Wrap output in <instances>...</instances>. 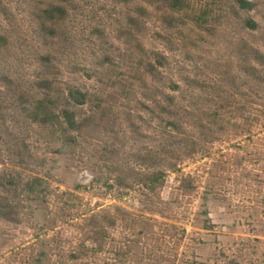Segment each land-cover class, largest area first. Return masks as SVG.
Returning a JSON list of instances; mask_svg holds the SVG:
<instances>
[{"label":"rangeland","instance_id":"1","mask_svg":"<svg viewBox=\"0 0 264 264\" xmlns=\"http://www.w3.org/2000/svg\"><path fill=\"white\" fill-rule=\"evenodd\" d=\"M247 1L0 0V264H264Z\"/></svg>","mask_w":264,"mask_h":264},{"label":"trees","instance_id":"2","mask_svg":"<svg viewBox=\"0 0 264 264\" xmlns=\"http://www.w3.org/2000/svg\"><path fill=\"white\" fill-rule=\"evenodd\" d=\"M239 2H240V4L243 5V6H247L248 3H249L247 0H239ZM247 24H248L249 27H251V28H253V26H254V24H253L251 21H248ZM64 114H65V117H66V122H67V124H68L69 126H72V127H73V126L75 125V122H74L73 116H72L70 113H67V112H65ZM155 181H156V179L153 178V179H152V182H155ZM37 186H39V183H38V179L36 178V179H34V180H32V181H30V182L28 183L27 188H28L30 191L34 192V191H36V187H37Z\"/></svg>","mask_w":264,"mask_h":264}]
</instances>
